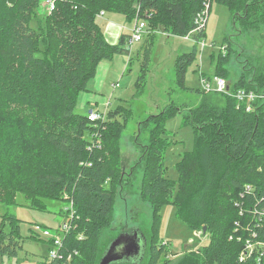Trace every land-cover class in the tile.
Segmentation results:
<instances>
[{
    "label": "trees",
    "instance_id": "16d2710c",
    "mask_svg": "<svg viewBox=\"0 0 264 264\" xmlns=\"http://www.w3.org/2000/svg\"><path fill=\"white\" fill-rule=\"evenodd\" d=\"M44 1L0 0V205L17 204L18 194L39 210L47 206L45 201L73 202L69 213L74 212V226L63 242L64 259L46 264H98L107 247L100 250V233L113 222V187L134 177L123 173L120 148L131 109H110L97 128L76 112L99 65L129 54V35L109 44L98 14L144 20L153 40L155 30L187 35L204 2L226 5L234 24L264 26V0H55V11L44 13L36 29L30 21L33 15L38 18ZM227 48L217 66V76L223 78L232 50ZM149 53L146 48V62ZM196 56L195 45L176 60L181 89ZM246 77L232 87L264 92V72ZM143 80L141 74L137 89ZM254 106L248 113L244 104L226 97L222 107L203 100L190 109L184 121L193 127L195 145L178 163V182L165 176L164 157L171 144H166L165 123L179 108L171 102L142 122L141 131L149 130L150 136L147 145L138 143L141 194L154 209L152 232L156 237L162 206L172 204L191 230L209 235L202 251L187 253L177 264H258L255 256L241 261L247 242H264V101ZM6 220L12 229L0 230V255L16 257L22 248L20 226L10 214L3 216V225ZM145 236L148 246L141 264H158L164 248Z\"/></svg>",
    "mask_w": 264,
    "mask_h": 264
},
{
    "label": "rangeland",
    "instance_id": "374dc122",
    "mask_svg": "<svg viewBox=\"0 0 264 264\" xmlns=\"http://www.w3.org/2000/svg\"><path fill=\"white\" fill-rule=\"evenodd\" d=\"M36 13L38 18L33 15L30 25L38 29V19L43 20L45 8L41 7ZM105 15L106 18L117 17L129 35L128 31L134 25V21H129L121 14L105 12L102 18H97V23L101 26H104ZM231 16V11L226 5L213 2L205 35L198 36L203 38L199 41L193 40L195 34L191 41L158 30L153 31L155 36L153 40L145 35L143 40L135 43L132 48L129 46L130 54H117L112 61H106L112 64V69L101 91H96L95 77L89 83V91L81 94L76 112L82 115H86L89 110L88 101L91 94L103 95L112 110L119 106L131 109V116L121 136L120 148L123 173L126 178L131 174L134 177L129 179L128 183L125 181L113 187L116 196L113 222L100 233V250H104L112 238L122 233L123 229L133 228H139L149 236L148 238L154 237L158 249L164 248L158 264H167L168 261L170 264H177L187 253H199L203 246L209 243V235L191 230L177 216V208L172 204L162 206L156 237L154 231L152 232L154 209L147 199L142 197L143 168L139 164L142 157L140 146L148 144L150 135L149 130L141 131V127L143 121L162 112L171 102L179 108L180 113L169 117L165 123V132L169 137L166 144H171L166 149L164 157L165 176L178 182L180 176L178 163L186 153L193 151L195 145L194 130L192 125L184 121L185 114L190 109L198 107L203 100L222 107L227 97L221 95L219 91L204 93L201 78L213 82L215 89L214 77L217 75V66L222 56L229 52L228 46L232 48L230 60L226 65L228 75L225 79L229 85L237 83L243 74L250 80L253 79L254 73L264 72V26L246 28L239 22L234 24ZM149 31L152 32L150 28ZM195 45L197 56L188 67L185 89H181L176 83V60L182 54L192 52ZM146 48L150 49L147 62ZM141 74L145 75V80L139 90L136 88V81ZM244 93L248 91H243L242 95ZM259 93L264 95L263 91ZM61 200L62 198L45 201L47 206L39 210L32 207L31 201L23 194H18L17 204L0 205V230L11 231L10 221L6 220L4 225L2 221L5 214H10L18 219L22 237V248L19 249L18 255L16 257L0 255V264H46L51 259L52 246L49 238L36 235L35 226L54 229L65 221L68 217L66 210L69 204Z\"/></svg>",
    "mask_w": 264,
    "mask_h": 264
},
{
    "label": "built area",
    "instance_id": "2783aa9c",
    "mask_svg": "<svg viewBox=\"0 0 264 264\" xmlns=\"http://www.w3.org/2000/svg\"><path fill=\"white\" fill-rule=\"evenodd\" d=\"M45 11L47 14H51L56 9V2L55 0H45ZM212 3L204 2L201 6V9L197 12L195 19H194V27L193 29L185 36H182L187 41H191L193 38L192 36L195 34V38L193 40L199 41L203 38H198V36L205 33L206 23L208 21V15L210 11ZM105 14V11H101L98 14V18H102ZM129 32V40H128V49L129 46L132 48V46L135 43H138L143 40L145 35H149L151 31H149V27L147 25L146 21H142L141 19L134 20V25L131 27ZM203 45V44H202ZM130 54V49H129ZM201 86L202 91L204 93H209L211 91H219L221 95H225L227 97H231L233 99H236L238 103L245 105V110L250 113L255 111V102H260V100H263L264 95L259 92H254V90H246V89H237L235 90L227 80L221 76H215L214 77V86L213 82H208L205 78H201ZM243 91H248V93H244L242 95ZM237 93L239 95H237ZM239 99V100H238ZM108 103L105 104V109H100L98 107L91 106L89 110L86 113L87 119L90 122V124L95 128L99 127L102 123L105 122L107 117V112L109 109ZM248 189H250L248 187ZM69 207H73V202H70ZM69 209L66 211L67 213V219L63 222H61L58 227L51 229L42 227L40 225L35 226L36 235H42L45 238H49V241L52 246L51 250V259H64V254H58V252H62L63 248V242L65 240L66 235L71 230V228L74 226V212L69 213ZM75 254L77 255L78 252L76 251ZM251 256H255L257 258L258 264H264V242L263 243H254L252 241L247 242L245 251L241 254V261H244L248 259ZM68 261L73 260V255H69L67 257Z\"/></svg>",
    "mask_w": 264,
    "mask_h": 264
},
{
    "label": "water",
    "instance_id": "95a60500",
    "mask_svg": "<svg viewBox=\"0 0 264 264\" xmlns=\"http://www.w3.org/2000/svg\"><path fill=\"white\" fill-rule=\"evenodd\" d=\"M206 231V227L204 228ZM148 240L139 228L122 230L107 245L98 264H141L146 256Z\"/></svg>",
    "mask_w": 264,
    "mask_h": 264
},
{
    "label": "crops",
    "instance_id": "0c3cea01",
    "mask_svg": "<svg viewBox=\"0 0 264 264\" xmlns=\"http://www.w3.org/2000/svg\"><path fill=\"white\" fill-rule=\"evenodd\" d=\"M104 26H101L105 37L109 44L116 45L120 42L121 36L123 33H126V29L124 24L116 17L112 16L109 18L104 19ZM112 64L103 61L98 68L97 72V84H96V91H101L102 87H104L106 81L109 79V73L111 72ZM90 83V82H89ZM89 87V86H88ZM88 104L94 107H101L104 108L105 104L108 102L103 95H97V94H91L89 97ZM109 109H112V107H109Z\"/></svg>",
    "mask_w": 264,
    "mask_h": 264
}]
</instances>
